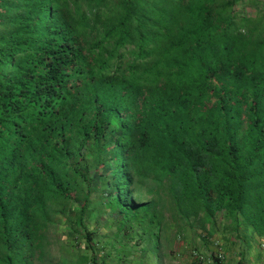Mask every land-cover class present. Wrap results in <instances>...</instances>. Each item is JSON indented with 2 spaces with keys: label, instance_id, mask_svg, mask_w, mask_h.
Instances as JSON below:
<instances>
[{
  "label": "trees",
  "instance_id": "1",
  "mask_svg": "<svg viewBox=\"0 0 264 264\" xmlns=\"http://www.w3.org/2000/svg\"><path fill=\"white\" fill-rule=\"evenodd\" d=\"M220 212L264 238V0H0V264L58 226L159 258Z\"/></svg>",
  "mask_w": 264,
  "mask_h": 264
},
{
  "label": "rangeland",
  "instance_id": "2",
  "mask_svg": "<svg viewBox=\"0 0 264 264\" xmlns=\"http://www.w3.org/2000/svg\"><path fill=\"white\" fill-rule=\"evenodd\" d=\"M252 11V10H250ZM227 220L226 218H224L222 212L220 213H217L216 216H215V219L213 221V224H210V225H197L195 228L200 230L201 232L199 233L200 237H199V240L201 242H203L202 246L205 248H207V246L209 247V249H207V251H210L212 252L211 254L215 256L219 255L220 253H225L226 255H229L231 253H227V251L225 250V246L227 245H224V241H227L229 240V237H225L226 240H222L223 242H221V238L218 237V236H221V237H224L223 236V231L222 229L223 228H227ZM234 225V224H232ZM92 228V227H91ZM64 229L62 228V226H58V228L54 229V228H51L50 231H49V243H48V246L46 248V255L44 257V259L42 261H36L35 264H79V256L81 255H85V254H89V251H86V250H83V246L81 244H75L73 241L71 240H66V237H65V232H63ZM112 230H101L99 229V232L100 234L103 233V234H106L108 236L111 237V239L113 240V237H112V234L110 233ZM244 231V230H243ZM244 232H247V229L244 231ZM236 234L237 231H235ZM96 234V239H95V244L94 246H96V250L98 251L99 248H101V245H98V239L100 238V240L102 239V241H105V238L103 237H106L107 235H100L98 232L95 233ZM196 233L192 234V232H187V233H184L183 236L178 239V242L174 245V249L171 250L172 252L171 253H168V255H171V256H177L179 255L181 252H180V249L184 246V241H189L191 239H194V235ZM226 234V233H225ZM204 236V237H202ZM226 236V235H225ZM198 241V240H197ZM195 241V243H197L199 245V242L200 241ZM215 242H218V243H215ZM144 244H142V247ZM183 245V246H182ZM102 246H104L102 244ZM115 246L118 247V245L115 243ZM99 247V248H97ZM105 247V246H104ZM142 247H138L136 246L129 255V257L127 259H124L122 261V263L119 261V260H116L115 262V257L112 256V257H109V258H106V264H137L139 263V259L145 257L144 254H143V251H141V248ZM202 247V249H204ZM151 248H153L152 251H147V255H151L157 250L156 248H154V243L151 244ZM232 248V247H230ZM119 251H120V247L117 248ZM147 249V248H146ZM150 249V248H148ZM165 248L163 247V250ZM105 250L109 251L110 249L109 248H105ZM104 250V252H105ZM166 250V249H165ZM168 250V249H167ZM136 251H141L140 254H135ZM154 251V252H153ZM103 252V250L99 251V254L102 256V255H105ZM167 254V253H165ZM104 258V257H103ZM146 259H152L151 257H146Z\"/></svg>",
  "mask_w": 264,
  "mask_h": 264
},
{
  "label": "crops",
  "instance_id": "3",
  "mask_svg": "<svg viewBox=\"0 0 264 264\" xmlns=\"http://www.w3.org/2000/svg\"><path fill=\"white\" fill-rule=\"evenodd\" d=\"M227 228H223L222 231L223 236H218L222 240H226L225 237H229V240L224 241L225 250L227 253H231L226 255L225 253H220L218 256L215 254L212 255L210 251H207L209 247H203L199 240L200 230L194 228L191 232L194 235V239L189 241H184V246L180 249V254L177 256L168 255L169 250L166 251L167 254L162 255L161 257H156L154 255H147L141 259H139V263L137 264H215L214 258L218 259L222 264H264V238L258 239L256 238L250 229L245 228L243 226H238L236 230V225H232L230 219L227 220ZM247 229V232H244ZM244 230V231H243ZM235 231H238L236 234ZM188 232H190L188 230ZM187 233V232H186ZM226 233V234H225ZM226 235V236H225ZM253 238L250 241V249L245 250L242 255V243L241 240H238V237L241 239L243 237ZM204 237V236H202ZM200 241L199 245L195 243V241ZM197 241V242H198ZM218 243V242H215ZM202 247L204 249H202ZM232 247V248H230ZM151 248V245H150ZM150 250V249H149ZM138 255V254H137ZM146 257H151L152 259H146ZM116 262V260H115ZM122 263V262H121Z\"/></svg>",
  "mask_w": 264,
  "mask_h": 264
}]
</instances>
